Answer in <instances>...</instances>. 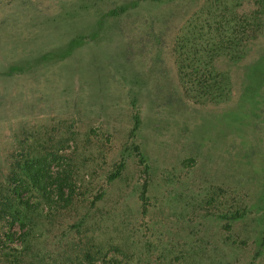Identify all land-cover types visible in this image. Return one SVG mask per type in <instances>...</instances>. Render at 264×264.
<instances>
[{
  "label": "rangeland",
  "instance_id": "1",
  "mask_svg": "<svg viewBox=\"0 0 264 264\" xmlns=\"http://www.w3.org/2000/svg\"><path fill=\"white\" fill-rule=\"evenodd\" d=\"M25 160L20 264H264V6L0 0L2 194Z\"/></svg>",
  "mask_w": 264,
  "mask_h": 264
},
{
  "label": "trees",
  "instance_id": "2",
  "mask_svg": "<svg viewBox=\"0 0 264 264\" xmlns=\"http://www.w3.org/2000/svg\"><path fill=\"white\" fill-rule=\"evenodd\" d=\"M258 1L264 6V0ZM15 176L19 182L15 183L14 187L8 188L9 192L2 194V186L0 185V223L6 219L7 230L3 232L2 237L9 241H12L15 235V233L11 231V228L15 224L18 225L21 230V243L18 247L5 246L2 245L5 241L1 240L2 237H0V259H3V262L7 261L4 264H20L21 261H23L24 257L27 255V250L29 249L32 239L35 216L39 215L38 212L39 210L41 212L42 207H45V204L43 205V203H41L40 206H37V204H34L30 199L23 196V194L28 191L37 193L44 198L46 197V187L45 184L41 182L42 168H37L33 160H25L21 164V168H18L15 172ZM10 185L11 183L9 182L7 187H10ZM47 198H49V196H47ZM47 198L46 200H48ZM98 243L95 250H92V252L87 250L82 252L79 259H81V261H86V264H119L115 253L112 254V256L106 255L104 252L105 245L102 242Z\"/></svg>",
  "mask_w": 264,
  "mask_h": 264
}]
</instances>
